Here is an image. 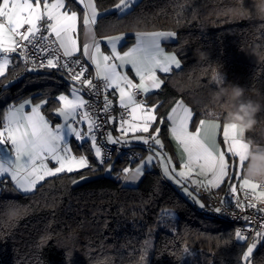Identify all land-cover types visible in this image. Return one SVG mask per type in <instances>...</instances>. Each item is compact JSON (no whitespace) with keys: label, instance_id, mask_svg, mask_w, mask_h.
Segmentation results:
<instances>
[{"label":"trees","instance_id":"1","mask_svg":"<svg viewBox=\"0 0 264 264\" xmlns=\"http://www.w3.org/2000/svg\"><path fill=\"white\" fill-rule=\"evenodd\" d=\"M118 2L98 0V10H108ZM259 3V0H139L131 14L123 18L116 11L103 14L96 29L102 35L168 30L177 33L176 41L165 48L178 54L181 69L164 76L162 87L149 95L148 103L161 105L157 115L166 121L175 104L183 101L194 112L191 122L194 130L199 119L214 118L206 116V112L219 114L223 123L224 109L211 101L216 88L212 76L219 72L226 83L245 87L248 98H264V55L252 54L257 44L264 53V27H260L264 20L257 16ZM196 50L209 55L199 58ZM19 67L20 60L8 68L6 78H0L3 80L0 95L6 91L10 96L0 102V124L9 105L39 89L38 97L49 99L45 109L55 106L56 91L47 96L45 90L52 81H68L54 70L44 69L5 86ZM257 121L246 138L264 145V111L258 114ZM159 127L164 147L169 149L168 122ZM73 148L75 153L87 155L95 166L93 171L82 170L86 178L79 183L51 177L33 193L0 192V201L25 209L16 223H8L0 216V264L104 261L136 264L149 233L153 246L148 264H181L185 247L192 251L190 258L194 264H240L242 249L235 242L234 225L203 217L199 207L167 183L156 169L147 170L137 185H123L117 176L136 161L114 156L112 173L102 175V167L86 145ZM60 175L80 177L81 172ZM219 190L229 191L228 184ZM190 191L199 197L197 191ZM165 212L175 213L171 221L174 228L157 227ZM254 264H264V246L255 252Z\"/></svg>","mask_w":264,"mask_h":264},{"label":"snow or ice","instance_id":"2","mask_svg":"<svg viewBox=\"0 0 264 264\" xmlns=\"http://www.w3.org/2000/svg\"><path fill=\"white\" fill-rule=\"evenodd\" d=\"M136 3L137 0H119L113 10L117 12L118 17L123 18L131 14ZM102 19L98 0H0V78H6L9 66L22 59L26 65H31L27 71L57 69L74 82L71 99L65 94L55 97L59 104L52 110L63 121L55 126L42 111L49 103L47 97H36L38 102L35 103L34 98L29 97L18 105L7 107L0 124V153H4L9 159L7 163L0 161V178L10 177L15 186L13 191L19 190L25 194L35 192L38 185L51 177L71 179L74 184L79 183L86 178L82 170L93 171L95 166L90 163L87 155H76L73 152L68 137L82 142L81 147L86 145L88 151L94 153L98 164L103 166L108 174L112 173L110 155L115 149L107 150L106 154L102 144L97 142L96 133L104 124L115 123V117L108 115L103 122H99L98 117L94 118L89 110L94 105H90L82 95L87 89L89 95L97 97L102 92L105 93L103 108L99 111L107 114L112 109L113 101L109 99V95L117 97L119 107L124 110L119 120L120 136L114 137L109 132L106 137L108 144L128 145L135 140L148 145L149 154L141 157L134 169H122L124 181H140L148 166L152 165L153 160H157L163 177L181 185L183 191L200 209L210 208L217 214H224L225 208H231L233 205L232 200L226 198L221 201L224 207L211 208L189 191L186 184L195 185L197 190L208 192L228 184L229 192L236 198V208L241 211L246 208L255 209L256 213L264 214V207H258L264 204V185L243 175L237 186L235 166L230 164L233 158H237L236 162L241 170H244V152L248 147L245 134L235 126L230 127L224 123L221 125L219 114L206 112V116L214 118L199 119V126L191 131L190 123L193 121L194 112L183 102H177L166 121L169 123L172 139L176 142L178 150H181V170L177 171L172 158L161 151L164 143L160 138L159 125L166 121L157 115L161 105H150L148 100L149 94L160 89L164 83L157 75L158 71L169 74L173 68L181 69L178 54L166 52L161 44L163 40H174L177 33L171 30L137 31L134 34V44L121 52L118 47L126 46L125 35L98 38L96 26ZM80 30L86 37L82 45L78 43L77 38ZM48 52L53 55L49 57ZM129 65L135 73L134 78H138V83L123 71ZM90 67L94 70V76L89 72ZM86 73L88 75H85ZM216 76L213 75L212 79ZM94 80L101 83H94ZM0 84H3L2 79ZM26 107L30 110L26 111ZM84 123L87 124L86 130L80 127ZM221 127L226 150L217 141ZM75 172H81V176L60 175ZM117 179H120L119 175ZM3 182V179H0V184ZM258 189L261 190L257 191ZM5 190L0 188V192ZM240 191H244L247 205L239 199ZM9 207L22 206L0 201V216ZM174 219L175 213L165 212L157 227L174 228L175 225L171 223ZM242 219L247 221V225L244 229L234 232L235 242L239 243L242 249L239 254L240 264H254L255 252L264 246V215L257 216L260 221L258 224L247 215ZM152 246V234L149 233L141 245L136 264H148ZM184 252H188L186 247Z\"/></svg>","mask_w":264,"mask_h":264},{"label":"clouds","instance_id":"3","mask_svg":"<svg viewBox=\"0 0 264 264\" xmlns=\"http://www.w3.org/2000/svg\"><path fill=\"white\" fill-rule=\"evenodd\" d=\"M257 16L264 20V0H261L257 7ZM260 27H264L261 25ZM257 44L252 50L253 55L261 56L264 53L259 51ZM195 55L205 58L209 54L196 50ZM216 88L211 93V101L219 104L224 109L223 123L227 126H235L240 132L245 134L247 149L244 152L246 165L244 176L253 182L264 185V145L256 143L251 138H246V134L257 125V116L264 111V98L255 100L248 98L246 88L237 84L226 83L223 74L217 73L214 79ZM24 215V209L9 207L3 213L8 223H16Z\"/></svg>","mask_w":264,"mask_h":264},{"label":"built area","instance_id":"4","mask_svg":"<svg viewBox=\"0 0 264 264\" xmlns=\"http://www.w3.org/2000/svg\"><path fill=\"white\" fill-rule=\"evenodd\" d=\"M29 54H31V50H29ZM13 55H16V54H13ZM47 55L49 57H51L53 54H52V52H48ZM39 59L40 58L38 57L37 63H39ZM28 67H31V65L30 64L26 65L23 62V60L21 59L20 60V67L13 74V79L16 82H19L22 79H24L26 77V75L29 73L39 72V71L44 70V69H38L36 71H27ZM52 70H54L58 74L64 76L72 84L74 83L70 79L67 78L66 74H62L57 69H52ZM89 72L92 73V75L94 76L93 68L90 67ZM85 75H88V73H86ZM94 83L99 84L101 82L94 80ZM77 87H79V85H77ZM88 91L89 90L85 89L84 92L82 93V95L84 96V98L86 100L89 101L90 105H94V107L89 108L93 117L94 118L98 117L99 122H103L104 120L107 119L108 115H111V116L115 117V121H116L115 123L104 124L100 128V130L96 133L98 144H102L103 150H105L106 154H107V150L115 149L114 151L111 152L110 159L113 158L114 156H123L130 161L139 160L142 157V152L139 149L130 148V147H127L126 145H111V144L107 143V139H106L107 134L109 132L112 133L115 131V129L117 128V125L119 124L120 115H121V113L124 112V110L121 109L119 107V105H117L116 97L109 95V99H111L113 101V106H112V109L110 110V112L105 114V113L99 111V109L103 108V101H104L105 93L102 92L101 95L99 97H97L95 95H89ZM111 91L112 90H109V92H111ZM125 118H126V116H125ZM197 193H198L199 197L202 198L203 202L206 205H210L211 208L224 207L223 205H221V201L226 199V198L231 199L233 206L231 208H225L224 214H217L214 211H212L210 208L209 209H200L199 208V213L203 217H205L206 219L211 220V221H222V222L231 223L234 225L235 230L244 229L245 226L247 225V221L242 219V217H244L246 215L250 216L256 221V224H258L260 221L257 219V216L264 215V214L256 213L255 209L246 208L245 211H241L239 208H236L235 207L236 198L232 197V195L229 191L213 189L211 192H208V191H204L203 189H200V190H197ZM239 199L245 205H247L248 200L245 198L244 191H240ZM258 207H264V204L258 205ZM253 226L255 227L256 225L254 224Z\"/></svg>","mask_w":264,"mask_h":264},{"label":"crops","instance_id":"5","mask_svg":"<svg viewBox=\"0 0 264 264\" xmlns=\"http://www.w3.org/2000/svg\"><path fill=\"white\" fill-rule=\"evenodd\" d=\"M113 9H114V7L110 8V9H108V10H105V11H99V12L103 15V14L109 12V11H115V10H113ZM81 29H82V25H81ZM143 32H152V31H143ZM134 34H135V32H129V33H118V34H111V35H102L101 33H99V32L97 31V36H98V38H99V37H103V36L125 35V37H126V42L129 41V40H131L128 44L126 43V46H124L123 48H119V47H118V50H120L121 52L126 51L128 47H131V46L134 44V41H135V35H134ZM77 38H78V43H80L81 45L85 42L86 37L84 36V33H83L82 30L78 31V33H77ZM175 41H176V38H175L174 40H172V39H167V40H163V41L161 42V44H162V47L165 48L166 45H168V44H172V43H174ZM165 51L168 52V53H174V52H172V51L167 50L166 48H165ZM12 55H13V54H12ZM18 61H19V60L15 61V62H18ZM10 66H11V65H10ZM10 66H9V67H10ZM175 70H177V69L173 68V71H175ZM123 71H126V72L128 73V75H129L130 78H134V77H135V73L131 70V66H130V65L127 66L126 69H123ZM173 71H172V72H173ZM169 74H170V73H169ZM169 74L160 73L159 71L157 72V75L160 76L162 79H164V76L169 75ZM134 82H135V83H138V82H139L138 78H134ZM51 84H52V85L49 87V89H48V90H45V92H44L45 95H47V94L49 95V94L52 93V91H56V94H55V96H54V99H55V97L58 96L59 94L69 95V98H70V99L72 98V97H71V90H72V85H73V84H72L70 81H52ZM162 85H163V84H162ZM162 85H161V87H162ZM158 90H160V89H158ZM158 90H154L153 93L156 92V91H158ZM39 92H40V89H39L37 92L32 93L30 96H27L25 99H27V98H29V97H33V98H34V101H33V102H34V103H35V102H38V100H36L35 98L38 97V93H39ZM150 94H152V93H150ZM150 94H149V95H150ZM48 95H47V96H48ZM40 97H44V96H40ZM83 97H84V96H83ZM23 100H24V99H23ZM23 100H22V101H23ZM22 101H20V102H22ZM116 101H117V105H119V104H118V98H117V97H116ZM20 102L14 104V105H18ZM56 102H57V104H59V101H58V100H56ZM178 102H183V101H178ZM183 103H184V102H183ZM57 104H56V105H57ZM56 105H55V106H56ZM184 105L187 106V107H189V106H188L187 104H185V103H184ZM55 106H51L50 109L46 110L45 108H46L47 106L45 105L44 108L42 109V111H43V113L45 114L46 118L50 121V123H51L53 126H55L56 124H59V123H62V122H63V121H62V118L58 117V116L55 114V112L52 110ZM25 110H26V111H29L30 108L26 107ZM5 114H6V111H5L4 115H5ZM221 125H223V123H222ZM198 126H199V124H198L196 127H198ZM80 127H82L83 129L86 130V128H87V124L84 123V124L80 125ZM118 128H119V124L117 125V128L115 129V131L112 132V135H113L114 137H118V136H120V132L118 131ZM190 130H191V131H194V130H195V129H194V130L191 129V123H190ZM138 135H146V134H138ZM217 141H218V143L221 144V147L223 148L224 144H223V139H222V127H221V130H219V132H218V134H217ZM68 142H69L70 147L73 149V152H74V153H75V151H74L73 146L76 145L77 147H80V146H81V143H82V142L76 141L74 137H68ZM141 145H143L144 148H142ZM126 146H127V147H130V148L140 149V151L142 150V151H143V152H142V157H145V156H147V155L149 154L148 151H147V150H148V145L145 146L142 142H139V141H135V140H133L130 144H128V145H126ZM166 147H168L169 149H167V148L164 147V148H163V152H164L165 154H167L168 157H171V158H172V162H173L174 165H176V167H177V171L181 170V168H180L181 150H178L176 142H175V141L172 139V137H171V134H170V131H169V123H168V146H166ZM75 154H76V155H82V154H77V153H75ZM83 155H84V154H83ZM92 155H93V157H94V153H93V152H92ZM115 158H116V157H113V158L110 159V163L112 164V167H113V160H114ZM8 159H9V158H8L4 153H0V161H3V162H5V163H7V160H8ZM94 160L96 161L95 157H94ZM139 160H140V159H139ZM139 160H137L136 163H135L133 166L128 165L127 167L134 169V168L137 166V163H138ZM96 162H97V161H96ZM97 163H98V162H97ZM230 164H231V161H230ZM156 166H157V167H156ZM100 167H102V169H103L102 175H107V174L105 173V168H104L103 166H101V165H100ZM152 169H156V170L160 173L161 177H162L167 183H169L170 185H171L172 183H175L174 181H172V180H168V179H166V178L163 177V175H162V169H161L159 163H155V164H154V160H153L152 165L148 166V169H147V170H152ZM240 173H241V175H239V178H241V177L244 175L243 170H241ZM119 176H120V179H117V180H118L119 182H121L122 184H125V185H136V184H138V182H139V181H138V182H136V183H129V182L124 181L123 178H122V172L119 174ZM194 178H196V179H204V178H202V177H194ZM0 179H3V181H4L3 184H0V186H1V185L6 186L5 189H8V187H11L12 189H14L15 186H14V184L11 182V178H10V177L0 178ZM175 185H178V184L175 183ZM185 186L188 187L190 190L192 189V190H194V191H197L195 185L186 184ZM237 186H238V182H237ZM177 187H178V189H179V188L181 187V185H178ZM18 191H19V190H18ZM257 191H260V189H258ZM19 193H20V192H19Z\"/></svg>","mask_w":264,"mask_h":264},{"label":"rangeland","instance_id":"6","mask_svg":"<svg viewBox=\"0 0 264 264\" xmlns=\"http://www.w3.org/2000/svg\"><path fill=\"white\" fill-rule=\"evenodd\" d=\"M139 0H137V2H138ZM6 72H7V70H6ZM215 75H217V74H215ZM14 79H11V80H9L8 81V83H7V85H5V86H9V85H11L12 83H14ZM5 91V90H4ZM8 97H10L9 96V94L5 91V92H3V94H1L0 95V102H4L5 100H7L8 99ZM142 146V148H144V146L143 145H141ZM145 146H147V145H145ZM223 148H225V150H226V146L224 145L223 146ZM161 151L163 152V149H161ZM164 153V152H163ZM166 156H168L167 154H166ZM237 161V158H233L232 159V161H231V165H234L235 167H234V172H235V174H236V177H237V182H239V180H240V178H239V175H241V168H240V166H239V164L236 162ZM155 163H158V161L157 160H154V164ZM173 163V162H172ZM157 167V166H156ZM105 173L108 175V173L106 172V170H105ZM231 173V172H230ZM123 185H125V184H123ZM137 185V184H136ZM174 188H176L177 190H178V192L183 196V197H185L191 204H193V205H197L196 203H195V201L191 198V197H189L184 191H183V188L182 187H180L179 189H178V185H175V183H172L171 184ZM127 186H134V185H127ZM6 190H9V191H11V192H13V193H18L19 191L18 190H16V191H13V189L11 188V187H8V189H6ZM190 191V190H189ZM194 195H196L195 193H193ZM197 207H199L198 205H197ZM187 248V247H186ZM185 249V248H184ZM184 249H183V255H182V257H181V264H194V260L193 259H191L190 258V255L192 256L193 254H192V251L189 249V248H187L188 249V252L187 253H185L184 252Z\"/></svg>","mask_w":264,"mask_h":264},{"label":"water","instance_id":"7","mask_svg":"<svg viewBox=\"0 0 264 264\" xmlns=\"http://www.w3.org/2000/svg\"><path fill=\"white\" fill-rule=\"evenodd\" d=\"M0 91H1V88H0Z\"/></svg>","mask_w":264,"mask_h":264}]
</instances>
